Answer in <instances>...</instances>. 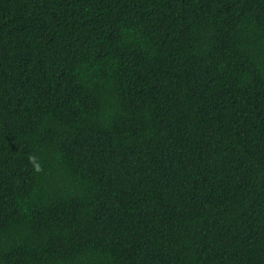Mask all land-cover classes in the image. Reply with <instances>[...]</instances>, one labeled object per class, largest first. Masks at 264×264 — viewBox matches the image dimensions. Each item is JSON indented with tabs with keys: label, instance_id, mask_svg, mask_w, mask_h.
Here are the masks:
<instances>
[{
	"label": "trees",
	"instance_id": "1",
	"mask_svg": "<svg viewBox=\"0 0 264 264\" xmlns=\"http://www.w3.org/2000/svg\"><path fill=\"white\" fill-rule=\"evenodd\" d=\"M0 264H264V0H0Z\"/></svg>",
	"mask_w": 264,
	"mask_h": 264
}]
</instances>
